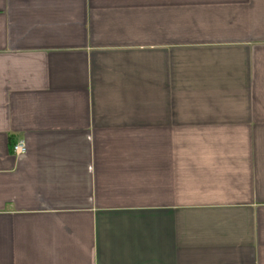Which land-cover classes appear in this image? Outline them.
Here are the masks:
<instances>
[{"label": "crops", "instance_id": "1", "mask_svg": "<svg viewBox=\"0 0 264 264\" xmlns=\"http://www.w3.org/2000/svg\"><path fill=\"white\" fill-rule=\"evenodd\" d=\"M0 264H264V0H0Z\"/></svg>", "mask_w": 264, "mask_h": 264}, {"label": "built area", "instance_id": "2", "mask_svg": "<svg viewBox=\"0 0 264 264\" xmlns=\"http://www.w3.org/2000/svg\"><path fill=\"white\" fill-rule=\"evenodd\" d=\"M14 157L19 158L27 153V145L24 140L16 141L11 147Z\"/></svg>", "mask_w": 264, "mask_h": 264}]
</instances>
